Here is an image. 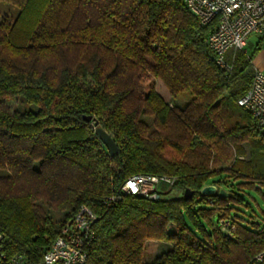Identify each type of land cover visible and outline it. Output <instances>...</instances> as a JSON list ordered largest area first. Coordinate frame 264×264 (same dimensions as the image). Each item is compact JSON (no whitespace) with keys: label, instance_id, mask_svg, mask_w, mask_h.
<instances>
[{"label":"trees","instance_id":"16d2710c","mask_svg":"<svg viewBox=\"0 0 264 264\" xmlns=\"http://www.w3.org/2000/svg\"><path fill=\"white\" fill-rule=\"evenodd\" d=\"M0 4L16 9L0 18V264L15 254L39 260L81 205L96 214L85 264H255L264 215L240 222L229 203H248L225 188L230 179L242 189L264 185L256 161L264 131L237 104L264 34L224 68L206 43L216 20L201 24L181 0ZM139 173L174 177L170 189L182 193L121 194ZM207 184L214 194L200 192Z\"/></svg>","mask_w":264,"mask_h":264},{"label":"built area","instance_id":"2783aa9c","mask_svg":"<svg viewBox=\"0 0 264 264\" xmlns=\"http://www.w3.org/2000/svg\"><path fill=\"white\" fill-rule=\"evenodd\" d=\"M181 1L201 24L216 20V27L207 36L206 43L221 67H229L225 60L227 51L244 49L251 35L264 34V0ZM237 104L247 110L264 131V73L260 69L254 70L248 88ZM174 181V177L167 175L134 174L121 185L120 192L154 199L161 194V187H171ZM95 219L96 214L88 206L81 205L64 223L39 260L31 261L15 254L7 264H85L88 247L94 237L92 226ZM262 259L264 253L256 257L255 264H260Z\"/></svg>","mask_w":264,"mask_h":264},{"label":"rangeland","instance_id":"374dc122","mask_svg":"<svg viewBox=\"0 0 264 264\" xmlns=\"http://www.w3.org/2000/svg\"><path fill=\"white\" fill-rule=\"evenodd\" d=\"M16 13V9L7 5V4H0V18L1 16H8V17H14ZM251 39H255V37H251ZM226 58V56H225ZM157 89L158 92L160 93V95L163 96V98L166 101H171L170 96L167 93V90L163 87V85L161 84V82L158 80L157 81ZM8 106L10 107V109L13 111L16 107L17 104V98H13V99H7L6 100ZM177 104H183L184 102V97H180L177 99V101H174ZM26 109H35L36 107L34 105H25ZM244 145H246L247 148V153H245L244 158L247 159L248 158V151H249V145H247V143H244ZM256 161L261 164L264 165V146L260 147V149L258 151H256ZM231 181L232 184H230L228 187H226V192L229 193L231 190H234L238 193H240L246 200V202L248 203L247 206H239V205H232V203H229V206L233 209V214H237L239 216L240 222L242 223H248L252 220L257 221V222H261V216L264 215V185L258 184L256 185L257 189H242L241 186H236L237 182L233 181L232 179L228 180ZM217 189V187H216ZM161 191H163L162 193H166L164 194V196L166 197H176V196H180L181 195V190L176 189V188H171L168 186H163L161 187ZM56 218L60 217V214H55ZM213 220H216V216L213 217ZM167 245H163V248H167ZM160 246H158L157 244L153 245L152 247V254L148 253L146 255V258L148 260H151L156 253L159 251Z\"/></svg>","mask_w":264,"mask_h":264},{"label":"water","instance_id":"95a60500","mask_svg":"<svg viewBox=\"0 0 264 264\" xmlns=\"http://www.w3.org/2000/svg\"><path fill=\"white\" fill-rule=\"evenodd\" d=\"M83 119L87 122H90L92 120L91 115H84ZM94 127H95V134L96 136L101 140L103 145L105 146L107 152L109 153L110 156L115 155L118 152V146L115 142V140L112 138V136L104 130L97 121L94 122ZM200 192L202 194H214L216 192V186L212 184H207L204 185ZM224 192L222 189L219 190V195H223ZM192 196V190L190 189H185L184 191V197L185 198H190Z\"/></svg>","mask_w":264,"mask_h":264},{"label":"crops","instance_id":"0c3cea01","mask_svg":"<svg viewBox=\"0 0 264 264\" xmlns=\"http://www.w3.org/2000/svg\"><path fill=\"white\" fill-rule=\"evenodd\" d=\"M251 37H255V39H251ZM256 35H251L248 40H247V43H246V46L244 47V49H247V51H251L254 47V43L256 41ZM234 50H229L227 51L226 53V58L225 60H228V58H230L231 56V53L233 52ZM252 67H253V70L255 69H260L262 71V73H264V46H262V48L253 56L252 58ZM243 148L244 150L246 151L247 153V148H246V145H243Z\"/></svg>","mask_w":264,"mask_h":264}]
</instances>
